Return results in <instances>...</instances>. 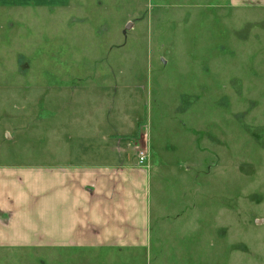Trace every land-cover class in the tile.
Masks as SVG:
<instances>
[{"label": "rangeland", "instance_id": "rangeland-1", "mask_svg": "<svg viewBox=\"0 0 264 264\" xmlns=\"http://www.w3.org/2000/svg\"><path fill=\"white\" fill-rule=\"evenodd\" d=\"M100 115L148 153L149 245L0 264H264V0H0V165L54 166L71 135L87 157Z\"/></svg>", "mask_w": 264, "mask_h": 264}, {"label": "crops", "instance_id": "crops-1", "mask_svg": "<svg viewBox=\"0 0 264 264\" xmlns=\"http://www.w3.org/2000/svg\"><path fill=\"white\" fill-rule=\"evenodd\" d=\"M77 115L72 110L76 124ZM107 118L100 115L94 125L88 123V129L80 131L93 150L87 157L80 156L78 140L72 142L71 135L70 145L68 139L64 144L56 140L54 166L0 165V218L8 215L11 223L0 229V246L72 250L149 245V175L138 165L134 145L126 149L123 140L116 145L122 132L112 131ZM56 127L58 134L70 128L78 135L73 121L60 119ZM36 212L38 231L15 230L19 216L29 220Z\"/></svg>", "mask_w": 264, "mask_h": 264}, {"label": "built area", "instance_id": "built-area-1", "mask_svg": "<svg viewBox=\"0 0 264 264\" xmlns=\"http://www.w3.org/2000/svg\"><path fill=\"white\" fill-rule=\"evenodd\" d=\"M137 157H138V164L144 165L149 156H148V153L146 151H138Z\"/></svg>", "mask_w": 264, "mask_h": 264}]
</instances>
